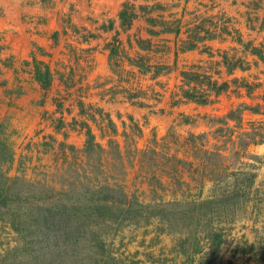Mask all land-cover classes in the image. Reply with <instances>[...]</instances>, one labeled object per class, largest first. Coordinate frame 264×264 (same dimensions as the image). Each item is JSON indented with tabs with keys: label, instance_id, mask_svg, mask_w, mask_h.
<instances>
[{
	"label": "crops",
	"instance_id": "1",
	"mask_svg": "<svg viewBox=\"0 0 264 264\" xmlns=\"http://www.w3.org/2000/svg\"><path fill=\"white\" fill-rule=\"evenodd\" d=\"M125 3L134 5L136 16L130 25L122 26L120 13ZM115 40L119 48L113 55L110 46ZM189 44L195 48H186ZM244 44L264 45V0H0V123L10 133L20 129L11 138L18 143L35 132L42 114L56 111L59 96L80 99L78 89L85 82L87 102L105 107L112 119L125 114L134 119L137 130H142V136L133 133L141 149L154 136L165 138L172 128L182 137L189 133L212 137L215 129L202 121L207 106L222 102L232 110L243 103L263 104L264 62ZM225 57L229 64L242 61L248 69L230 71ZM142 58L151 71L135 63ZM37 67L50 70L53 79L48 89L38 81ZM157 67L165 69L154 76ZM184 72L218 85L227 83L230 89L216 96L209 93L206 83H188ZM243 81L253 86L252 93L241 86ZM119 83L126 90L120 91ZM114 85L117 91H110ZM146 85L152 92L159 90L160 104L169 103L172 110L169 117L163 116L172 119L167 132L153 133L151 140L149 126L144 127L141 119L147 115L152 128L158 123L152 117L157 112L150 113L154 107L148 106L147 94L131 93ZM194 87L211 95L214 103L186 101L182 91ZM184 116L195 123H182ZM243 119V129L233 135L236 143H228L225 154L241 151L240 138L249 142L246 156L230 171L255 175L250 199L257 196L264 203V144L252 142L256 128L252 124L264 125V115L245 111ZM123 125L129 134L135 130L126 122ZM224 138L221 135L217 140Z\"/></svg>",
	"mask_w": 264,
	"mask_h": 264
},
{
	"label": "trees",
	"instance_id": "2",
	"mask_svg": "<svg viewBox=\"0 0 264 264\" xmlns=\"http://www.w3.org/2000/svg\"><path fill=\"white\" fill-rule=\"evenodd\" d=\"M134 10L133 4H124L120 13L122 26L131 24L136 16ZM195 39L201 40L198 36H195ZM238 41L243 44L241 39ZM244 45L264 62V45ZM116 48L117 45L112 49L113 55L116 54ZM186 48L193 49L195 45L189 44ZM224 59L230 71L236 67L248 69L242 61L229 64L228 58ZM135 63L144 71H151V68L144 64L143 58ZM164 69L155 68L154 76H158ZM36 77L45 88L50 86L51 73L48 68L42 70L37 67ZM183 77L188 83H206L209 93L216 96L230 89L227 83L218 85L217 82L199 74L184 72ZM241 86L248 94L252 93L253 86L249 83L243 81ZM182 95L186 101L200 105L214 103L211 95L195 87L184 89ZM262 99L263 104L251 106L243 103L223 116H205L207 123L215 129L212 137L209 133H189L188 136L182 137L172 128L165 138L158 139L154 136L150 142L151 146L141 149L133 133L135 136H142V130L135 128L132 134L124 131L122 136L125 138V144L122 146L118 140L121 134L110 119L109 124L114 134L108 142L110 150L106 151L97 141V135L92 129L87 130L85 154L116 153L122 169L129 162L128 155L131 154L135 161L134 166L139 170L154 167L151 180L157 179V171L161 170L167 178L174 181L173 184L180 186L178 190L181 194L176 193L172 201L161 197L154 203H145L126 194L121 185L107 184L95 190H88L82 200L75 203L69 204L60 200L47 202L45 199L31 203L28 199L14 196L9 186L7 187L8 180L2 179L0 221L8 217V222L20 241L13 251L11 263L23 264L19 260L25 257L29 259L30 264H143L138 259V252L132 254L128 248L126 252H122L123 246L117 248L108 235H116L122 230V226L150 225L156 220L157 229L178 233L173 251L175 264H216L224 244L225 226L236 221L237 212L250 199L256 179L255 175L243 171H230L231 166L246 156L245 150L249 142L240 138L238 145L241 151L232 150L229 155L225 154V149L228 143H236L233 135L237 129H243L245 111L264 115V94ZM130 119L134 127H138L134 119ZM182 123L192 124L195 119L184 116ZM252 125L256 126L252 142L264 144V125ZM221 135L225 136L223 142L217 140ZM1 136L0 132V148L3 153L9 155L10 149ZM212 140H216V143H212ZM128 142H133L132 150ZM255 159L261 160L258 157ZM195 175L201 178L196 179ZM209 175L213 177L210 181L215 187L205 196V178ZM186 178L190 182L197 180L199 188L191 187ZM157 181L160 189L164 190L163 182L158 179ZM194 190L199 191L196 193ZM200 232L203 233L202 236H198Z\"/></svg>",
	"mask_w": 264,
	"mask_h": 264
},
{
	"label": "rangeland",
	"instance_id": "3",
	"mask_svg": "<svg viewBox=\"0 0 264 264\" xmlns=\"http://www.w3.org/2000/svg\"><path fill=\"white\" fill-rule=\"evenodd\" d=\"M115 45H117L116 54H118L117 40L111 44L110 49L112 51ZM52 79L51 77V81ZM84 85L85 82L78 89L80 99L77 97V101L70 99L68 94L65 98L59 96L55 104L56 111L53 113L46 111L44 115L42 114L35 132L18 143L11 138L13 135L20 134V129H15L16 134H13L14 132L10 133L5 124L0 123L1 137L10 149L8 155L0 148V181L6 178L10 192L23 200L28 199L31 203L38 202L40 199H45L47 202L60 200L69 204L75 203L77 200H82L88 190H95L107 184L121 185L126 194L135 196L145 203H154L161 197H164L166 201L174 200L176 193L181 194L178 190L180 186L173 184L174 181L171 178H167L165 173L158 170L156 178L163 182L165 188L161 190L157 179L151 180L154 167H149V170L146 168L139 170L134 166L135 161L131 154L128 155L129 162L124 169L120 167L116 153L85 154L89 128L97 135V141L106 151L110 150L108 142L114 133L109 124L112 118L105 111L106 108L96 106L84 99L87 91ZM116 85L109 90L117 91ZM119 86H121L120 91L126 90L121 83ZM42 87L48 89L50 86L45 88L42 85ZM131 93L141 94V96L147 94L151 101L148 106L154 107L150 113L157 112L154 116L149 114V117H157L158 120L152 128L150 127L153 122L147 115L141 119L144 127L149 126L148 138L151 140L153 133L165 134L172 119H164L163 116L169 117L172 110L169 103L160 104L161 92L159 90L152 92L146 85V89L140 91L136 88L135 92ZM109 94L112 93L109 92ZM82 99L84 101H81ZM207 107L208 109L202 113L203 123H207L204 118L206 114L221 116L230 110V106L222 102ZM163 109L166 114H160ZM112 120L121 134L118 140L123 146L125 144V138L122 136L123 123L126 122L130 127L134 125L127 114ZM144 142L142 141V145L146 143ZM127 144L132 150L133 142ZM150 144L149 142V146ZM212 176H214L213 173ZM195 178L201 177L195 175ZM205 179L207 182L204 194L207 196L213 191L215 185L210 181V175ZM186 180L191 187L199 188L197 180L194 182H190L188 178ZM198 191L194 190L196 193ZM177 196L181 197V195ZM260 199L257 196H251V199L237 212L236 221L225 226L224 244L216 264H264V203ZM8 220L6 217L4 221H0V264H12L13 251L20 244L19 236L12 230ZM157 228L156 220L150 225L122 226V230L116 235H108V238L113 240L117 248L123 246L122 252H126L127 248L132 254L138 252V259L143 264H175L173 251L178 233ZM202 234L200 232L198 236ZM19 261L30 264L29 259L25 257Z\"/></svg>",
	"mask_w": 264,
	"mask_h": 264
}]
</instances>
